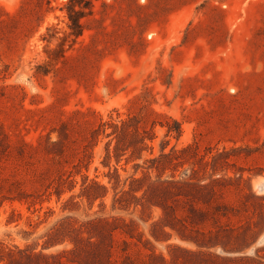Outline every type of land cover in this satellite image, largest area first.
<instances>
[{
  "label": "rangeland",
  "instance_id": "374dc122",
  "mask_svg": "<svg viewBox=\"0 0 264 264\" xmlns=\"http://www.w3.org/2000/svg\"><path fill=\"white\" fill-rule=\"evenodd\" d=\"M111 118L134 120L119 163ZM213 255L264 263V0H0V264Z\"/></svg>",
  "mask_w": 264,
  "mask_h": 264
},
{
  "label": "trees",
  "instance_id": "16d2710c",
  "mask_svg": "<svg viewBox=\"0 0 264 264\" xmlns=\"http://www.w3.org/2000/svg\"><path fill=\"white\" fill-rule=\"evenodd\" d=\"M133 119H129L127 121H115L113 118H111L110 122H102L98 129L93 132V139L97 140L101 135H105L107 138L111 139L107 146V159L111 160L112 158V151L110 150V146L112 142L117 139V144L114 147L115 157L117 162L119 163L120 158L122 154L128 152L134 147L132 143L129 145L126 142L129 139H134V135L130 132L132 126H133ZM108 130H112L111 132H108ZM172 132V129H169V134ZM136 137L141 138L142 142L145 144L146 138L140 134L139 130L136 129ZM147 132H145L146 134ZM178 134H181V130ZM181 135H179L180 137ZM150 140H153V138H150ZM165 150V149H163ZM164 152V151H163ZM161 157H167V155H162ZM159 160L155 159L152 161V163H157ZM155 168V167H154ZM158 168V167H157ZM150 170V169H148ZM117 173V170H116ZM130 180V181H129ZM129 183L130 190L129 191H123L121 195H116L115 197V204H118L122 209L126 210L129 209L131 206L135 204L137 207L138 204L134 203L132 200L138 201L139 199L136 197V194L139 192H142L144 190L145 182L141 179H135L130 178L126 181V184ZM167 185V186H165ZM162 187V189L166 192L171 191V188H190L192 187V184L189 182L179 183V182H168V183H162L160 186H156V184H151L149 186V190H152L154 188ZM107 188L102 186L99 182L96 181H85L83 184V190L81 194V198H87L88 201L91 204H94L96 201L103 199L106 197ZM146 197V193L145 196ZM125 227L119 226V220L115 218L111 219H98L93 222L88 223L87 225L91 228L97 229L99 232H101L103 235L105 233H108L110 237L112 238L116 232L122 231L124 234H130L127 229L129 228V225L125 224ZM126 245H128L126 243ZM5 252V250H4ZM14 251L8 250V255H13ZM210 264H243V263H249V264H264L260 260H258L259 256H257L256 259L249 258V257H241V258H227V257H221L217 255H213L210 257ZM2 257L0 256V263L2 262ZM125 264L130 263L129 257H126ZM107 264H116V261L113 262L112 259L108 261Z\"/></svg>",
  "mask_w": 264,
  "mask_h": 264
}]
</instances>
